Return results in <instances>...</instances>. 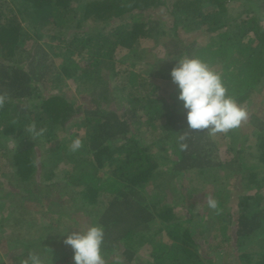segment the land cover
I'll return each instance as SVG.
<instances>
[{
	"label": "trees",
	"instance_id": "trees-1",
	"mask_svg": "<svg viewBox=\"0 0 264 264\" xmlns=\"http://www.w3.org/2000/svg\"><path fill=\"white\" fill-rule=\"evenodd\" d=\"M232 2L254 4L255 0H0V96L4 97L0 200L7 199L0 203V242L5 241L3 230L10 227L8 248L13 258L21 255L20 264H31L32 254L46 255L44 262L72 263L73 249L55 244L61 237L57 233L61 223L72 232L77 224L80 231L93 223L103 225L102 253L108 257L119 251L121 264H214L215 257L208 253L215 247L209 243L219 237L237 251L235 264H264V121L252 120L261 130L255 163L248 161L244 144L235 147L236 134L224 158L218 160L213 156L216 133L188 129L178 87L171 84L170 72L177 59L199 57L222 76L228 94L243 107L255 98L264 83V17L248 8L235 18L228 8ZM159 10L166 11L169 23L154 18ZM181 31L190 33L189 37ZM44 38L50 52L41 42ZM142 46L150 51L143 52ZM123 52L126 55L119 58ZM162 52L166 56L158 61H146ZM49 56L59 63L47 66ZM128 58L131 62L125 64ZM140 62L160 68L159 77L150 81L135 70ZM55 66L52 82L39 86L38 81L46 80ZM67 80L80 81L92 98H70L63 92ZM95 80L100 82L96 88ZM167 84L172 86V103L160 95L161 85ZM32 124L43 133L29 132ZM143 133L152 136L155 147L144 142ZM77 138L82 146L73 151L67 142ZM53 139L60 144L54 145ZM48 143L59 144L65 153L59 155L65 162L62 179L76 186L73 197L81 201L70 214L59 215L56 224L41 211L30 207L25 211L13 203L18 194L26 201L39 200L42 193L47 196L48 189H42L33 177L40 171L37 152ZM239 143L244 141L240 138ZM53 146L44 153L52 154L49 171L44 173L49 182L57 176L54 167L60 160L51 153L57 151ZM164 166L169 168L158 176ZM193 171L204 182L213 178L212 184L225 173L240 178L241 192L233 201L216 191L218 207L213 218L221 224L214 236L202 238V231L194 234L191 225L194 198L201 196L186 183ZM165 175L182 176L177 185L186 209L182 222L161 196L160 190H166ZM2 178L8 181L1 182ZM12 179L20 183L14 185ZM152 181L150 198L144 189ZM53 185L61 183L56 180ZM230 202L237 206L236 217L228 210ZM2 209L8 211L2 214ZM156 219L164 222L170 241L154 243L148 238ZM37 225L45 227L33 232ZM48 228L50 234L45 232ZM20 231L29 235L28 240L20 237ZM252 237L259 238L258 249L245 248ZM149 244L150 258L144 260L139 251ZM32 249L36 252L31 253ZM0 264H6L1 253Z\"/></svg>",
	"mask_w": 264,
	"mask_h": 264
},
{
	"label": "rangeland",
	"instance_id": "rangeland-1",
	"mask_svg": "<svg viewBox=\"0 0 264 264\" xmlns=\"http://www.w3.org/2000/svg\"><path fill=\"white\" fill-rule=\"evenodd\" d=\"M257 1V2H256ZM229 8V13L235 17L238 18V16L241 14H245L247 12H244L245 9H251L250 12L255 11V13L257 15H260L264 17V0H255L254 4L246 3V4H237L235 2H232L229 4L228 6ZM154 18H157L160 23L162 22L164 24L165 23H169V17L166 14V11H158L157 14H155ZM169 32V29H168ZM182 32V31H181ZM171 32H169L170 34ZM183 33V32H182ZM184 34V33H183ZM190 35V33H185L184 36L186 38H188ZM47 41V38H44L43 40H41L42 44ZM53 42V41H52ZM55 42V41H54ZM143 47V52L144 51H150V49L148 48V46H142ZM45 50L49 51V47L47 46V44L44 45ZM125 52L120 53L119 58L125 56ZM166 56L164 52H162L159 56H155V57H150L147 58L146 61H150V62H154V61H158L159 57H163ZM145 61V62H146ZM128 63L125 64H129L131 62V59L128 58L127 60ZM46 65L47 66H51L52 63H59V59H55L52 56L47 57L46 59ZM55 64V65H56ZM54 65V64H53ZM161 65V63H160ZM128 66V65H127ZM126 67V65H125ZM156 67V66H155ZM152 66H148L146 65V63L140 62L138 63L136 66H134L133 68L141 73H143L144 77L148 78L151 81V78L153 77H159V73L161 71L160 68H155ZM56 68L55 67H50V71L48 72V75L46 77V80H43L42 82L38 81V85L41 86L43 88V85L45 86V84L48 82H52L53 78H55V76L53 75L54 73H52V71H54ZM43 72V69H41ZM159 72V73H158ZM104 74V72H103ZM46 82V83H45ZM96 84L93 86H98L100 85L99 81H96ZM44 83V84H43ZM89 84V83H88ZM87 84V85H88ZM171 84H174L173 82ZM60 87V86H59ZM57 88L58 91H60V88ZM96 88V87H95ZM100 89V88H99ZM260 89V90H259ZM64 93H68L70 95V98L74 99L75 101H79V100H90L92 98V96L90 95V93H88V91H85V86L84 84L80 85V81L79 82H74L72 80H67V84L64 85V89H63ZM172 90V86H170L169 84L165 85H161L160 87V95L161 96H166L167 100L169 101V103H172V98L169 96L170 91ZM92 91H96L95 89H92ZM47 93V92H46ZM255 98L251 101L248 102V104L246 105V110L248 113V119L244 122H242V124L235 128L230 130L227 133H216L214 135V142H217L218 146L216 147V150H214V157L217 158L218 160H222L224 158L225 155V148H227V146L231 145V136L232 135H237L238 136V141L235 144L236 148H239V146H242L241 144H244V146L246 147L245 150V155L248 159V161L250 163H255L256 161V157L255 155L257 154V149L259 147V136L260 135V128H256L252 122V120H256L255 118H262L260 119V121H264V83L259 85V88L257 90V92L255 93ZM108 105H111L114 108H119L120 104L118 102H109ZM85 129L84 128H80L79 129V133L83 135ZM263 131V130H262ZM149 135V134H148ZM235 135V136H236ZM143 137H144V142L148 143V145H151L153 142L152 136H146V133H143ZM240 138L242 139V142L244 141V143H239ZM247 140V141H246ZM73 141H68V144H72ZM53 144L54 143H59L60 142H56L53 139ZM59 144H57L56 146H53L52 144H42V146L40 147V150H38L37 152V160H38V165L40 166V171L39 174H35V176L33 177L35 180H37L40 185L41 188H45L48 189L47 191V196H44V194L42 193V197H39V200L36 201H29V200H23L21 197H23L22 194H18L14 199H13V203H15V205H22V207H24V210L27 211L28 207L31 208V210L33 211H41V215L49 217L50 218V222L53 224L59 223L57 222V218L59 215L63 214V213H71L73 212L74 209L78 208V206L81 205V201L78 197H73V195L75 194V191H78V189L76 188V186L73 183H70L66 180H63V172H61V168H63L65 162L63 161V157L59 158V155L61 157V155L65 154L63 151H61V149L59 148ZM11 145H13V143H11ZM55 145V144H54ZM55 147L57 149V151H53L51 153H54V155L58 156L59 160V164L58 167H54V170L57 171V176L51 178V181L49 182V178L46 179L44 173H46L47 171H49V165L50 162L52 160V154L50 153H46V150L48 148H52ZM153 147H155L154 144H152ZM161 147V146H159ZM164 149V148H163ZM71 151V150H70ZM70 151H67L66 154L69 155ZM171 152V151H170ZM165 155V154H164ZM40 160H41V164H40ZM42 162L44 163L45 166H42ZM169 168V166H164L160 169V173L159 175L164 174V171H166ZM0 168V172H1ZM163 172V173H162ZM226 174V173H225ZM220 179V181L212 184V182L214 181V179H210L208 182H204L203 178H200L199 176V172L198 171H193L190 172L188 174V178H186V183L189 182L188 186H190L193 190V192H196V194L200 193L201 196L194 198L195 199V204H194V208H193V221L191 223L192 227L194 228V234L196 233L199 236V232L202 231L203 233V237L205 236L208 237L209 235H213L214 233H218L217 231V227L220 226V224L218 222L214 221V211L213 209L208 207L207 201L208 198L211 197L213 199H215L216 201L218 200V195L216 194L217 192H221L222 196L225 198V200L228 198L230 201L237 197V193L241 192V182H240V178L238 176H234L231 174L225 175ZM165 186H166V190H160V192L163 194L161 196H163L165 198L164 203H166L169 206H172L174 209V212L177 213L178 217L177 219L179 221H183V219L186 217V209H185V205L184 202H182L183 198V194L179 191V187L177 189V185L179 184V182L181 181L182 176L177 175L176 177H170L168 175H165ZM189 179V180H188ZM56 180L58 182L61 183V186H54L53 182L55 183ZM8 179L7 178H2L1 182H7ZM13 182L14 185L19 184L20 182L18 180L12 179L11 180ZM153 181L151 184H147L146 188L144 189V192L146 193L147 197L152 198V195H150L152 193V187H153ZM82 190V189H81ZM168 190V191H167ZM219 190V191H218ZM23 193V192H22ZM154 198V197H153ZM156 198V197H155ZM157 199V198H156ZM7 199H2L0 200V203H5ZM154 201V199H153ZM186 201V199L184 200ZM164 203H162V205H164ZM9 205V204H8ZM228 210L233 214V217H236V213H237V206L234 202H230L228 203ZM8 210H1L2 214H5ZM40 215V216H41ZM31 215L29 214L28 218H30ZM66 217V216H64ZM13 227V225L11 226ZM43 228L45 226L41 225H37V228H33L32 231L35 232V230H40V228ZM215 227V228H214ZM75 231H80V226L75 225L74 226ZM71 227H69L68 225H64V224H60L58 226V234L61 236L60 239L58 240V244L55 243L58 247L59 244H64L66 246H68L67 244L64 243V239L66 237V235L70 234L72 231ZM78 229V230H77ZM83 229V228H82ZM52 231V229L48 228L45 229V232L47 234H50ZM3 234H5L4 239L7 244L4 242H0V253L2 254V258L4 259L6 264H20V262L18 260H20V256H17V258H13V251L11 252V250L8 248L10 245V242L12 241L9 237V234L11 232L10 227L8 228V230H3ZM27 232V231H26ZM20 233V237L25 238V241L28 240L29 235L24 233V231H20L18 232ZM25 236V237H24ZM214 236V235H213ZM264 236V235H262ZM148 238H152V241L154 243H161V242H168L170 241L169 237H168V233L165 227L164 222L162 223L161 221H159L158 219L153 220L150 224V233H149V237ZM259 239V238H258ZM258 239L255 237L251 238V242L250 245H248L245 248H248L250 246H254L253 248L258 249L259 245H256L258 243ZM222 241V237L219 238H214L211 239L209 246H213L215 247V249H212L210 251L209 256H214L215 257V261L214 264H235V260H236V250L232 248V246L227 242V243H223ZM9 242V243H8ZM223 243V244H221ZM221 244V245H220ZM16 248V247H15ZM151 249L152 246L146 245L145 247H142L139 251V253L142 256V259L144 260H148L150 258V254H151ZM38 250V249H37ZM57 250V249H56ZM35 251L36 249H32L31 253ZM34 252V253H35ZM255 254V253H254ZM115 255H119L120 260H122V256L121 253H119V251L113 253V254H109L108 257H105V260L108 264H113V260L115 258ZM256 255V254H255ZM54 258H56L57 256L52 255ZM41 258H43V262L45 259H47L48 257L46 255H43ZM22 259V258H21ZM17 260V261H16ZM60 259H58L59 261ZM70 261V260H69ZM62 262L60 261L59 264H69L71 262ZM44 264H53V261H51L50 259L46 262H44ZM74 264V261L72 260V263ZM129 264V263H128Z\"/></svg>",
	"mask_w": 264,
	"mask_h": 264
},
{
	"label": "clouds",
	"instance_id": "clouds-1",
	"mask_svg": "<svg viewBox=\"0 0 264 264\" xmlns=\"http://www.w3.org/2000/svg\"><path fill=\"white\" fill-rule=\"evenodd\" d=\"M170 75L178 87V99L186 110L188 129L227 133L248 119L246 108L228 94L222 76L201 58L185 56L177 59ZM3 103L4 97L0 96V105ZM28 131L35 135L43 133V129L37 131L35 124ZM81 146L82 141L77 138L72 142L71 149L77 151ZM207 204L211 209L218 207V202L211 197ZM104 239V226L93 223L66 235L64 243L73 249L74 264H107L102 253ZM30 261L31 264H43L36 254L30 256ZM113 264H121L119 255H115Z\"/></svg>",
	"mask_w": 264,
	"mask_h": 264
}]
</instances>
